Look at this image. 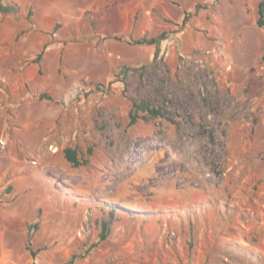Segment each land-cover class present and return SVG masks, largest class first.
<instances>
[{
  "label": "rangeland",
  "instance_id": "obj_1",
  "mask_svg": "<svg viewBox=\"0 0 264 264\" xmlns=\"http://www.w3.org/2000/svg\"><path fill=\"white\" fill-rule=\"evenodd\" d=\"M260 2L0 0V264H264Z\"/></svg>",
  "mask_w": 264,
  "mask_h": 264
},
{
  "label": "trees",
  "instance_id": "obj_2",
  "mask_svg": "<svg viewBox=\"0 0 264 264\" xmlns=\"http://www.w3.org/2000/svg\"><path fill=\"white\" fill-rule=\"evenodd\" d=\"M12 10V7L10 6H3L0 4V13H7ZM257 20H256V26L258 28H262L264 26V3L260 2L257 6ZM147 42H157L155 39H140L137 41V43L144 44ZM46 46L43 47V49L38 53L36 58L32 61V63H38L39 60L42 57V54L44 50H46ZM125 90V88H124ZM41 100H46V101H53V98L47 94H41L40 96ZM134 112V114H132ZM165 118L166 113L159 107L152 106L148 103H137L135 101H131V112L129 113V125H133L137 122V120H147L148 118ZM211 141L213 140L212 135L209 138ZM64 159L69 163L73 168H78L82 166H86L88 164V158L87 156H90L92 154V149H88L87 153L84 155H80L76 149L67 147L63 149L62 151ZM114 211H110V216H113ZM109 233V228L106 223L102 224V230L100 233V240H104Z\"/></svg>",
  "mask_w": 264,
  "mask_h": 264
}]
</instances>
